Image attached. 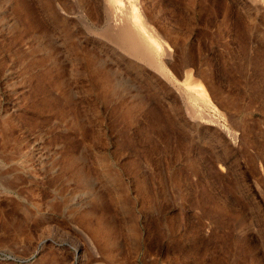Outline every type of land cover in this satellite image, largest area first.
Masks as SVG:
<instances>
[{
  "label": "rangeland",
  "instance_id": "rangeland-1",
  "mask_svg": "<svg viewBox=\"0 0 264 264\" xmlns=\"http://www.w3.org/2000/svg\"><path fill=\"white\" fill-rule=\"evenodd\" d=\"M0 264H264V4L0 0Z\"/></svg>",
  "mask_w": 264,
  "mask_h": 264
},
{
  "label": "bare ground",
  "instance_id": "bare-ground-1",
  "mask_svg": "<svg viewBox=\"0 0 264 264\" xmlns=\"http://www.w3.org/2000/svg\"><path fill=\"white\" fill-rule=\"evenodd\" d=\"M101 1H102V0H101ZM105 1H106V0H105ZM255 1H257V0H255ZM259 1H260V3L264 4V0H259ZM103 3H104V2H103ZM135 4H136V3H135ZM131 5H132V4H131ZM131 8H132V7H131ZM140 11H141V10H140ZM126 12H127V11H126ZM126 14H127V13H126ZM136 14H137V13H136V9L132 8L131 11L129 12V15H130L129 17H132L133 19H138V15H136ZM129 20H130V19H129ZM132 23H133V22H132ZM135 23H136V21H135ZM135 23H134V24H135ZM141 23H143V22H141ZM136 24H137V25H136ZM136 24H135V26H134L135 29H136L137 31H139V32L143 35V37H142L143 39H146V35H147V33H145V32H146V31H145L146 29L143 27L142 24H139V25H138V23H136ZM127 26H128V25H127ZM128 27H129V26H128ZM125 28H126V27H125ZM143 28H144L145 30H144ZM123 32H124V31H123ZM127 32H128V31H127ZM124 33H125V32H124ZM126 34H127V33H126ZM124 36H125V35H124ZM154 37H155V36H154ZM143 39H142V40H143ZM146 40H147V39H146ZM146 40H145V41H146ZM146 43H147V42H146ZM146 43H145V44H146ZM149 43H150V42H149ZM149 43H148V45H149ZM149 46H150V45H149ZM161 68H162V67H161ZM162 70H163V69H162ZM201 85H202V84H201ZM201 85H198L199 88H198V87H197V88H198V90L200 91V93L202 94L203 99H204V98H209L208 94L206 93V91H205V89H204L205 87H203V86H201ZM206 101H207V100H206ZM208 101H209V99H208ZM209 102H211V100H210ZM207 104H209V103H207Z\"/></svg>",
  "mask_w": 264,
  "mask_h": 264
}]
</instances>
